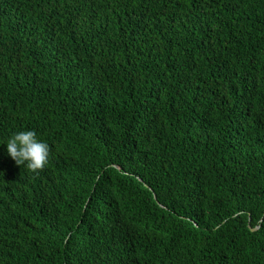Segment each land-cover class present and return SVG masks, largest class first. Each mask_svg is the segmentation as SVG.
<instances>
[{
	"label": "trees",
	"instance_id": "trees-1",
	"mask_svg": "<svg viewBox=\"0 0 264 264\" xmlns=\"http://www.w3.org/2000/svg\"><path fill=\"white\" fill-rule=\"evenodd\" d=\"M0 264H264V0H0Z\"/></svg>",
	"mask_w": 264,
	"mask_h": 264
},
{
	"label": "clouds",
	"instance_id": "clouds-1",
	"mask_svg": "<svg viewBox=\"0 0 264 264\" xmlns=\"http://www.w3.org/2000/svg\"><path fill=\"white\" fill-rule=\"evenodd\" d=\"M7 153L15 164L39 176L49 163L51 148L37 139L33 130L15 133L7 142Z\"/></svg>",
	"mask_w": 264,
	"mask_h": 264
},
{
	"label": "water",
	"instance_id": "water-1",
	"mask_svg": "<svg viewBox=\"0 0 264 264\" xmlns=\"http://www.w3.org/2000/svg\"><path fill=\"white\" fill-rule=\"evenodd\" d=\"M114 167H116V166H114ZM250 226V225H249ZM252 231H256L257 230V228H254V229H251Z\"/></svg>",
	"mask_w": 264,
	"mask_h": 264
}]
</instances>
